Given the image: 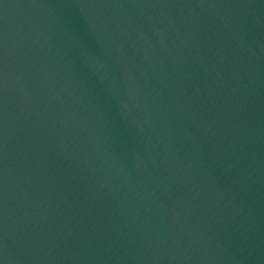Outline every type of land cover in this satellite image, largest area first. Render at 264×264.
I'll list each match as a JSON object with an SVG mask.
<instances>
[{
    "label": "water",
    "instance_id": "1",
    "mask_svg": "<svg viewBox=\"0 0 264 264\" xmlns=\"http://www.w3.org/2000/svg\"><path fill=\"white\" fill-rule=\"evenodd\" d=\"M189 0H0V264H23Z\"/></svg>",
    "mask_w": 264,
    "mask_h": 264
}]
</instances>
